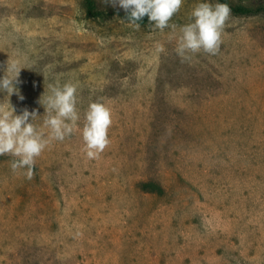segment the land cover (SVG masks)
Masks as SVG:
<instances>
[{
  "label": "rangeland",
  "instance_id": "obj_1",
  "mask_svg": "<svg viewBox=\"0 0 264 264\" xmlns=\"http://www.w3.org/2000/svg\"><path fill=\"white\" fill-rule=\"evenodd\" d=\"M199 2L183 0L175 30L160 31L90 18L82 0H0V78L23 68L0 106L34 111L29 122L47 133L42 95L71 82L80 116L30 179L0 156V264H264V12L230 11L219 52L182 62L177 37ZM92 102L112 123L89 159ZM149 180L164 192L142 190Z\"/></svg>",
  "mask_w": 264,
  "mask_h": 264
},
{
  "label": "clouds",
  "instance_id": "obj_2",
  "mask_svg": "<svg viewBox=\"0 0 264 264\" xmlns=\"http://www.w3.org/2000/svg\"><path fill=\"white\" fill-rule=\"evenodd\" d=\"M118 5L126 12V19L130 25L139 27L138 23L145 16L148 17L152 29L163 31L165 28L175 30V25L169 21L178 11L183 0H106ZM230 8L227 4L217 2L215 5L208 0H201L191 12V22L180 28L177 37L175 53L181 61H190L192 56L203 52L216 55L220 50L221 35L225 23L229 19ZM15 64L7 65L6 75L0 78V92L6 91L11 96L17 89L20 70ZM15 73L11 75L10 73ZM50 95L40 103L45 108L47 118L43 126L47 133L38 131L29 122L36 113L24 109L21 114L14 115L10 110L0 106V156L9 155L14 159L10 167L13 173L26 170L24 175L31 178L35 165V158L39 157L46 146L53 140L63 141L77 130L80 119L77 104V84L68 82L60 85H49ZM23 99V97H20ZM111 111L100 102H92L84 112V126L81 131L84 151L89 159L96 158L109 144L108 129L111 126Z\"/></svg>",
  "mask_w": 264,
  "mask_h": 264
},
{
  "label": "trees",
  "instance_id": "obj_3",
  "mask_svg": "<svg viewBox=\"0 0 264 264\" xmlns=\"http://www.w3.org/2000/svg\"><path fill=\"white\" fill-rule=\"evenodd\" d=\"M82 1L84 3V6H85L86 15L90 18L104 19L108 15L115 14V15L119 16L120 18L127 21L126 12H122V11H119L118 9H114L113 12L108 13L106 11L98 9L94 0H82ZM217 2L227 4L228 7L230 8V11L233 12L234 14H255L259 11L264 12V6H259V7L254 9V8L245 7V6H241V5H237V6L231 5L229 0H217ZM148 21H149L148 17L145 16L138 23L139 24H145ZM139 185H140V188L142 190H145L148 192H153V193H157V194H162L164 192V189L161 186V184L155 180H149V181L141 182Z\"/></svg>",
  "mask_w": 264,
  "mask_h": 264
}]
</instances>
